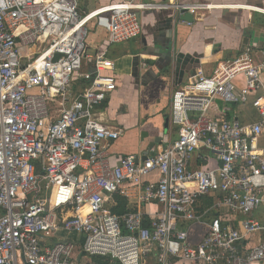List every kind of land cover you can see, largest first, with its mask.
<instances>
[{
	"label": "built area",
	"instance_id": "obj_1",
	"mask_svg": "<svg viewBox=\"0 0 264 264\" xmlns=\"http://www.w3.org/2000/svg\"><path fill=\"white\" fill-rule=\"evenodd\" d=\"M166 6L84 14L79 0H0V264L264 262V57L252 48L174 91L176 139L146 159L109 152L122 131L97 116L117 88L107 54L141 34L140 11ZM92 21L104 32L94 54ZM218 99L251 104L257 120L214 115ZM129 185L160 209L114 212Z\"/></svg>",
	"mask_w": 264,
	"mask_h": 264
},
{
	"label": "crops",
	"instance_id": "obj_2",
	"mask_svg": "<svg viewBox=\"0 0 264 264\" xmlns=\"http://www.w3.org/2000/svg\"><path fill=\"white\" fill-rule=\"evenodd\" d=\"M124 1L128 0H79V5L86 14ZM132 1L168 3L169 6L140 11L141 34L127 44H113L109 49L107 56L111 68L106 73L115 76L117 88L100 105L97 116L122 131L119 138L110 141L112 155L137 154L143 157L153 147L177 138L178 127L169 120L172 96L176 89L189 84L198 67L202 66L212 74L220 63L236 59L248 47L258 57H264V17L257 15L264 14V0ZM197 2L211 3L212 13L197 11L193 23L182 20L178 5ZM240 9L254 13L248 17L245 11L244 14L233 11ZM91 25L96 32L95 22L92 21ZM103 37L104 32L98 33L97 46ZM88 69L92 71L93 66ZM237 82L244 87L243 79ZM261 92L264 94V86ZM252 108L251 104L226 103L218 99L211 111L216 116L254 122L257 113L250 111ZM152 143L155 145L150 148ZM257 143L260 149H264V134ZM207 156L209 160H200L201 163L218 165L214 155ZM128 189V196L117 194L126 199L127 211L160 209L156 202L147 203L141 199V188L129 185ZM117 205L119 201L115 207ZM2 212L0 207V215Z\"/></svg>",
	"mask_w": 264,
	"mask_h": 264
},
{
	"label": "rangeland",
	"instance_id": "obj_3",
	"mask_svg": "<svg viewBox=\"0 0 264 264\" xmlns=\"http://www.w3.org/2000/svg\"><path fill=\"white\" fill-rule=\"evenodd\" d=\"M81 1V0H80ZM213 11V10H212ZM212 11H207V12H209V13H212ZM214 11H216V10H214ZM217 11H219V10H217ZM233 11H242V13L244 14L245 12H247L248 14V17L251 15L252 16V14L254 13V12H251V10H242V9H240V10H233ZM245 11V12H244ZM206 13V12H205ZM257 15H259L260 17H264L263 15L264 14H260V13H258ZM250 19V18H249ZM264 19V18H263ZM90 29H91V31H90V35H89V37H88V42H89V44H90V49H89V53H92V54H94L95 53V47L97 46V43H96V38L98 37V33H96L93 29H92V26H90ZM24 30V28L23 27H21L20 28V32L21 31H23ZM128 42H126V43H124V44H127ZM120 45H123V44H120ZM255 111L256 112V109H254V108H252V109H250V111ZM152 178H156V176H154V175H152V177H149V179H152ZM58 237H66V238H72L73 237V234L72 235H68L66 232H59V233H57V235H56V238H58ZM262 264H264V262L262 263Z\"/></svg>",
	"mask_w": 264,
	"mask_h": 264
},
{
	"label": "water",
	"instance_id": "obj_4",
	"mask_svg": "<svg viewBox=\"0 0 264 264\" xmlns=\"http://www.w3.org/2000/svg\"><path fill=\"white\" fill-rule=\"evenodd\" d=\"M183 6H184L183 3L178 5V7H179V9L181 11V19L185 20V21H187L189 23H193L195 21L194 15L187 9V7H183ZM219 10H221L222 12H225V13L227 12L226 9H219ZM142 135L144 136L145 133H142ZM154 145H155V143H152L150 145V148H152ZM148 153H149V151L146 152L145 155H143L142 159H146Z\"/></svg>",
	"mask_w": 264,
	"mask_h": 264
},
{
	"label": "trees",
	"instance_id": "obj_5",
	"mask_svg": "<svg viewBox=\"0 0 264 264\" xmlns=\"http://www.w3.org/2000/svg\"><path fill=\"white\" fill-rule=\"evenodd\" d=\"M115 199H117L116 201H119V206L117 205L118 207L117 206L113 207L114 212H116L118 214H125V213L129 212L126 210L127 201L124 197L117 195ZM147 222H148V220L145 221V223H147Z\"/></svg>",
	"mask_w": 264,
	"mask_h": 264
}]
</instances>
